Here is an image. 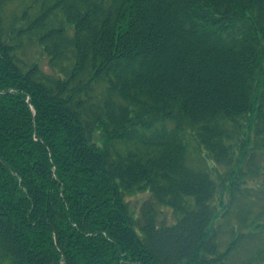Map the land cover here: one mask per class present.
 I'll return each mask as SVG.
<instances>
[{"label": "trees", "instance_id": "obj_1", "mask_svg": "<svg viewBox=\"0 0 264 264\" xmlns=\"http://www.w3.org/2000/svg\"><path fill=\"white\" fill-rule=\"evenodd\" d=\"M258 160L264 0H0L1 264H264Z\"/></svg>", "mask_w": 264, "mask_h": 264}, {"label": "rangeland", "instance_id": "obj_2", "mask_svg": "<svg viewBox=\"0 0 264 264\" xmlns=\"http://www.w3.org/2000/svg\"><path fill=\"white\" fill-rule=\"evenodd\" d=\"M35 49H37V48H35ZM34 58L39 60V64L41 65V67L43 68L44 71L49 72V69L47 67V59L45 57L41 56L37 52V53H35ZM189 144H190L189 145V155H188L187 163L191 168H194L196 170H201V169L206 170L207 168H211V169L214 168L215 169L214 171H216V170L222 171L223 170L224 167L215 166L214 164H212V162H209V161L206 162L204 159H202L201 155H204V152L200 151V149H198L196 147V145L192 139L189 140ZM258 164L263 166L264 161L258 160ZM214 178H215V175H214ZM261 184H262V186H261ZM247 187L248 188L250 187L251 189L253 188L252 192L254 195L256 194V196L251 197L252 193L250 192V190H251L250 189L249 190V194H250L249 197H251V198H249L248 200H245V199L237 200L235 205H234V209L232 211V215H231L232 219L235 218L238 213H241L247 207H250L252 209V211H254V212L259 210L262 202L257 200L256 197H261L262 193L264 191V173H263V175H258L257 177H255L252 180L250 178L248 181ZM244 193H248V190L244 191ZM251 199L253 202L251 201ZM126 201H127V204L129 206L131 213L133 214V217L137 221L140 219V210H141L142 205L148 201L152 202L154 205V208L156 211V223L158 225L169 226V225H172L173 223H175V221H176L172 210L168 207L161 206V205L157 204L156 202H154L153 199L151 198L150 194L147 192H142V193H137L135 195L126 196ZM231 223L235 224L236 220L235 219L231 220ZM224 231L226 232L225 233L226 235L223 236V239L225 240V242H227L228 237H229V233H228L229 229L225 228ZM254 244L255 243L249 244L250 249H251L252 245L254 246ZM250 249L248 248V250L245 253L240 254V257L243 258V256L246 255Z\"/></svg>", "mask_w": 264, "mask_h": 264}]
</instances>
